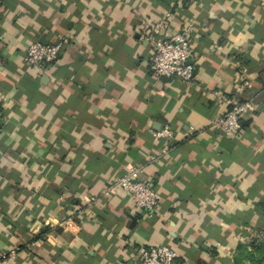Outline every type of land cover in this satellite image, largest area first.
<instances>
[{"label":"crops","instance_id":"1","mask_svg":"<svg viewBox=\"0 0 264 264\" xmlns=\"http://www.w3.org/2000/svg\"><path fill=\"white\" fill-rule=\"evenodd\" d=\"M167 15L170 35L192 27L194 84L149 71L141 35ZM61 37L55 64L26 66L30 44ZM215 93L253 107L233 137L211 125L227 109ZM129 166L154 187L152 214L103 194ZM260 203L264 0H0V254L19 249L7 264H135L160 245L175 264H234L239 243L264 238Z\"/></svg>","mask_w":264,"mask_h":264},{"label":"built area","instance_id":"2","mask_svg":"<svg viewBox=\"0 0 264 264\" xmlns=\"http://www.w3.org/2000/svg\"><path fill=\"white\" fill-rule=\"evenodd\" d=\"M169 17L167 15L161 20L147 23L144 26L145 32L141 38H144L151 48V55L148 59L149 71L155 78L176 79L186 86L194 84L197 82V78L190 61L193 55L192 27H184L179 32L170 35L167 33ZM66 44L67 40L62 37L51 44L34 42L27 47L24 62L30 69L44 71L48 66L57 62ZM215 95L226 104L227 109L221 117L215 118L211 125L220 136L233 137L241 128V116L246 112L253 111V107L248 103L240 104L231 98L216 93ZM194 132L191 127L187 130L189 135H193ZM158 135L169 138L172 134L170 129L165 127ZM139 174V168L129 166L122 176L113 180L103 194L109 195L114 188H118L129 195L134 209L152 214L158 205V198L153 185L140 179ZM93 201H95V197H90L89 202ZM65 225L67 230L74 229L73 223L67 222ZM258 238H262V235L253 232L246 238L245 242L250 243ZM34 244H38V240ZM18 253V248L2 252L0 264L14 262ZM176 259L175 250L167 246H140L136 249L135 264H175Z\"/></svg>","mask_w":264,"mask_h":264},{"label":"trees","instance_id":"3","mask_svg":"<svg viewBox=\"0 0 264 264\" xmlns=\"http://www.w3.org/2000/svg\"><path fill=\"white\" fill-rule=\"evenodd\" d=\"M264 214V204H258ZM234 264H264V238L252 240L250 243H239L233 256Z\"/></svg>","mask_w":264,"mask_h":264},{"label":"water","instance_id":"4","mask_svg":"<svg viewBox=\"0 0 264 264\" xmlns=\"http://www.w3.org/2000/svg\"><path fill=\"white\" fill-rule=\"evenodd\" d=\"M161 79H167V80H170V79H168V78H165V77H161Z\"/></svg>","mask_w":264,"mask_h":264}]
</instances>
